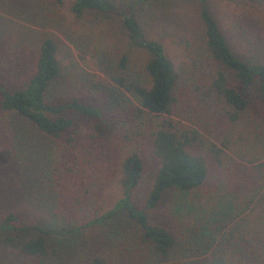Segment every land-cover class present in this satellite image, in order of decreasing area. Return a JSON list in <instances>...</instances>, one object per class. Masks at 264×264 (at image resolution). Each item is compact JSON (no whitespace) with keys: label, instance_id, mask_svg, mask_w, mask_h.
Wrapping results in <instances>:
<instances>
[{"label":"trees","instance_id":"trees-1","mask_svg":"<svg viewBox=\"0 0 264 264\" xmlns=\"http://www.w3.org/2000/svg\"><path fill=\"white\" fill-rule=\"evenodd\" d=\"M54 1L62 6L64 0ZM197 1L209 65L208 78L188 90L195 95L197 107L180 105L184 102L180 97L182 80L163 44L148 39L137 18L112 0H71V13L77 19L90 14L95 20H117L128 44L146 54V82L110 74L109 82L92 84L94 94L50 103L46 95L60 77V64L57 44L48 38L40 45L34 75L23 86L8 91L0 83V112L26 120L47 140L65 142L70 150L61 153L55 164L56 178H51L56 188L48 202L49 218L42 225L21 224L14 213L8 214L0 219V245L40 256L47 253L52 235H73L96 227L111 246L114 240H124L130 248L134 240L143 247L144 256H168L178 246L185 247L189 233L180 240L175 230L154 216L173 192L169 215L193 217L200 226L188 229L198 230L199 239L204 236L205 247L218 245L205 264H231L228 254L236 256L233 264H264V126L250 119L249 130L241 124L254 97L264 103V62L239 58L207 0ZM257 1L264 4V0ZM128 64L129 57L123 54L117 67L122 73ZM205 115L207 120L213 115L225 121L221 134L200 124L198 119ZM81 122L90 126L91 133H80L77 126ZM144 135L148 136L144 142L147 154L131 143L134 137ZM112 139V143L120 139L132 148L120 158L115 171L97 164L110 156L103 149ZM95 143L101 154L86 150L88 160L71 159L74 151H83L88 144L97 148ZM227 152L247 165L231 162ZM149 156L156 168L144 202L138 205L133 192L143 179ZM206 156L213 160L215 173ZM97 167L99 170L88 173ZM108 189L115 192L107 204L103 195ZM119 218L124 227L114 223ZM89 264H108V259L97 255Z\"/></svg>","mask_w":264,"mask_h":264},{"label":"rangeland","instance_id":"rangeland-1","mask_svg":"<svg viewBox=\"0 0 264 264\" xmlns=\"http://www.w3.org/2000/svg\"><path fill=\"white\" fill-rule=\"evenodd\" d=\"M112 1L120 10L127 9L137 18L148 39L163 44L182 80L179 86L184 102L180 105L197 107L195 95L188 90L209 76L198 1L150 0L142 4H137L136 0ZM207 6L239 58L247 62H264L263 3L257 0H207ZM48 38L57 44L60 64V77L46 95L50 103L94 94L92 84L109 82L110 74L146 82V54L128 44L117 20H95L90 14L77 19L71 13V0H64L62 6H57L54 0H0V83L6 90L23 86L34 75L40 45ZM123 54L129 57V64L121 73L117 62ZM186 84L188 87L185 89ZM205 116L198 119L200 124L209 132L221 134L225 121L213 115L207 120L208 116ZM191 118L195 120L197 117ZM249 119L264 126V103L259 96L254 97L250 110L243 116L241 124L246 126L243 129L252 128ZM77 129L83 135L91 133L90 126L83 122ZM236 129L242 130V127L237 126ZM141 130L148 131L145 127ZM147 139V135L134 137L131 143L147 154L148 148L144 143ZM112 141L107 142L108 146L103 149L110 152V156L103 157L97 164L102 169L115 171L120 158L132 148L120 139ZM92 145L88 144L83 151H74L71 159L76 158L79 162L88 160L86 150L101 154L98 144L95 149L90 147ZM65 151H70L65 142H51L26 120L0 112V219L14 213L21 224L42 225L49 218L48 202L56 188L51 177L56 178L54 168ZM227 153L233 159L231 162L247 165ZM206 159L211 172L215 173L213 160L209 156ZM155 168L156 162L151 156L147 157L143 179L133 192L138 205L144 202ZM94 170L99 169H88V173ZM101 176L104 178L105 173L102 172ZM113 192L108 189L104 193L107 204L114 198ZM172 198L173 192H170L154 216L161 224L175 230L180 240L186 231L189 233L185 237V247L178 246L168 256L150 252L144 256L143 247L134 240L130 248L124 240L122 243L114 240L115 244L111 246L100 229L93 227L73 235H52L47 253L40 256L24 255L19 249L0 245V264H89L90 259L97 255L107 258L108 264L208 263L218 245L205 247L204 236L199 239L198 230L191 232L188 229L200 226L194 223L193 217L169 215ZM114 223L124 227L125 222L119 218ZM227 258L233 264L236 256L228 254Z\"/></svg>","mask_w":264,"mask_h":264}]
</instances>
